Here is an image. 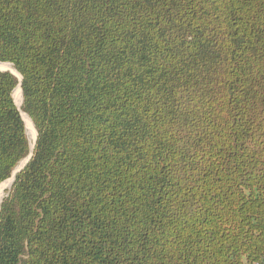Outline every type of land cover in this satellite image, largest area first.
Here are the masks:
<instances>
[{
    "label": "trees",
    "instance_id": "trees-1",
    "mask_svg": "<svg viewBox=\"0 0 264 264\" xmlns=\"http://www.w3.org/2000/svg\"><path fill=\"white\" fill-rule=\"evenodd\" d=\"M32 157L0 264H262L264 0H0ZM0 71V184L30 153Z\"/></svg>",
    "mask_w": 264,
    "mask_h": 264
},
{
    "label": "bare ground",
    "instance_id": "bare-ground-1",
    "mask_svg": "<svg viewBox=\"0 0 264 264\" xmlns=\"http://www.w3.org/2000/svg\"><path fill=\"white\" fill-rule=\"evenodd\" d=\"M8 67L10 68L9 71L11 73H13L15 76H17L18 78H20L19 75H18V73L14 69H12L11 66H9L7 64L0 63V70H4V69H6ZM12 98H13V101H14L15 105L17 107H19L20 104H21V101H22V95H21V91H20V89H19L18 86L13 91ZM21 117H22V120L24 122L25 129H26V132H27V135H28V138H29V144L32 147L34 138L36 136V131H35L34 127H33V124L31 122V120L27 117V115H25L24 113L21 112ZM4 184L5 183L3 182L0 185V196H1V189H2L3 186H5ZM6 184H8V183H6Z\"/></svg>",
    "mask_w": 264,
    "mask_h": 264
},
{
    "label": "rangeland",
    "instance_id": "rangeland-1",
    "mask_svg": "<svg viewBox=\"0 0 264 264\" xmlns=\"http://www.w3.org/2000/svg\"><path fill=\"white\" fill-rule=\"evenodd\" d=\"M3 64H7V65H9V66H11L12 67V69H14L13 68V66L11 65V64H8V63H3ZM9 67L8 68H6V69H4V70H1V71H9ZM15 70V69H14ZM16 71V70H15ZM13 74V73H12ZM19 74V73H18ZM20 75V74H19ZM21 104H22V101H21ZM21 104H20V106H21ZM20 106L18 107L19 109H20ZM17 107V106H16ZM21 114V113H20ZM26 130V129H25ZM26 135H27V132H26ZM27 138H28V135H27ZM35 139H36V136H35V138H34V141H35ZM34 141H33V144H34ZM28 143H29V138H28ZM33 144H32V146H33ZM29 147H30V152H31V149H32V147L30 146V144H29ZM30 154V153H29ZM28 157V156H27ZM27 157L24 159V160H22L18 165H17V167L14 169V171L12 172V174H11V176H10V178L9 179H7L6 181H4V185L5 186H3L2 187V189H1V196H0V203H1V201H2V199L7 195V193H8V191H9V189H10V187H11V184L13 183V179H14V174H15V172H17V171H19V169H21L24 165H25V162H26V159H27ZM25 167V166H24ZM3 183V182H2ZM1 183V184H2ZM6 183H8V184H6ZM0 184V185H1ZM7 185V186H6ZM5 187V188H4Z\"/></svg>",
    "mask_w": 264,
    "mask_h": 264
},
{
    "label": "water",
    "instance_id": "water-1",
    "mask_svg": "<svg viewBox=\"0 0 264 264\" xmlns=\"http://www.w3.org/2000/svg\"><path fill=\"white\" fill-rule=\"evenodd\" d=\"M1 71V70H0ZM4 72H6V71H4ZM7 72H10V71H7ZM11 73V72H10ZM12 74V73H11ZM14 75V74H13ZM19 75V74H18ZM15 76V75H14ZM16 78H17V80H18V82H19V85H18V87H19V89H20V91H21V88H20V84H21V81H22V77L19 75V77L20 78H18L17 76H15ZM21 106H22V104H21ZM21 106H20V109L17 107V109H18V111L21 113L22 111H21ZM23 113V112H22ZM35 141H36V139H35ZM35 141H34V144H33V146H32V149H31V152H30V154L28 155V157H27V159H26V162H25V165L29 162V160L31 159V157H32V153H33V149H34V145H35ZM24 165V166H25ZM24 166L21 168V169H19V171H17V172H15V174H14V179H15V176H16V174L17 173H19L23 168H24ZM14 179H13V181H14Z\"/></svg>",
    "mask_w": 264,
    "mask_h": 264
},
{
    "label": "built area",
    "instance_id": "built-area-1",
    "mask_svg": "<svg viewBox=\"0 0 264 264\" xmlns=\"http://www.w3.org/2000/svg\"><path fill=\"white\" fill-rule=\"evenodd\" d=\"M263 262H264V259H263ZM263 264V263H262Z\"/></svg>",
    "mask_w": 264,
    "mask_h": 264
},
{
    "label": "crops",
    "instance_id": "crops-1",
    "mask_svg": "<svg viewBox=\"0 0 264 264\" xmlns=\"http://www.w3.org/2000/svg\"><path fill=\"white\" fill-rule=\"evenodd\" d=\"M263 264H264V262H263Z\"/></svg>",
    "mask_w": 264,
    "mask_h": 264
}]
</instances>
